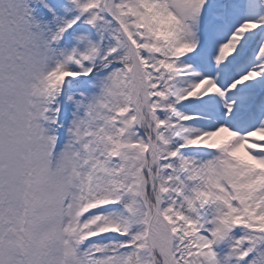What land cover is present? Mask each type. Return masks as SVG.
I'll list each match as a JSON object with an SVG mask.
<instances>
[{"label": "snow or ice", "instance_id": "obj_1", "mask_svg": "<svg viewBox=\"0 0 264 264\" xmlns=\"http://www.w3.org/2000/svg\"><path fill=\"white\" fill-rule=\"evenodd\" d=\"M0 264H264V0H0Z\"/></svg>", "mask_w": 264, "mask_h": 264}]
</instances>
